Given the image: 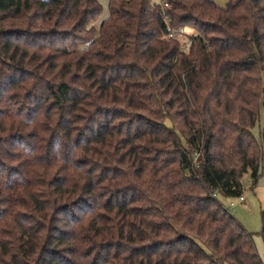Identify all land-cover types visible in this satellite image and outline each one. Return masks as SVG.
<instances>
[{"label":"trees","instance_id":"trees-1","mask_svg":"<svg viewBox=\"0 0 264 264\" xmlns=\"http://www.w3.org/2000/svg\"><path fill=\"white\" fill-rule=\"evenodd\" d=\"M102 10L0 0V264H263L264 0Z\"/></svg>","mask_w":264,"mask_h":264},{"label":"rangeland","instance_id":"rangeland-1","mask_svg":"<svg viewBox=\"0 0 264 264\" xmlns=\"http://www.w3.org/2000/svg\"><path fill=\"white\" fill-rule=\"evenodd\" d=\"M103 7L102 13L94 22V25L99 27L100 24L110 16L109 1L98 0ZM219 6L225 7L230 0H214ZM193 33L186 30L185 35H181L180 40L184 43V49L189 50V36ZM260 126L254 129V134L259 137ZM242 192L241 196L244 201L240 202L239 197H223L218 195L219 201L225 206L230 214L237 219L241 225L252 234L254 244L260 260L264 264V239L262 236L263 228V212H264V172H261V177L256 185L253 184L251 174L246 171L242 175ZM234 202L235 206L231 207Z\"/></svg>","mask_w":264,"mask_h":264},{"label":"built area","instance_id":"built-area-1","mask_svg":"<svg viewBox=\"0 0 264 264\" xmlns=\"http://www.w3.org/2000/svg\"><path fill=\"white\" fill-rule=\"evenodd\" d=\"M157 1H158L159 3H163V2H164V0H157ZM182 32H183V31H180L179 33L182 34ZM177 33H178L177 31H172V32L169 34V37H170V38H173V37L176 36ZM181 44L184 45V43H181ZM239 201H240V202H243V201H244V197L240 196V197H239ZM230 206H231V207H234V206H235V203L232 202Z\"/></svg>","mask_w":264,"mask_h":264}]
</instances>
